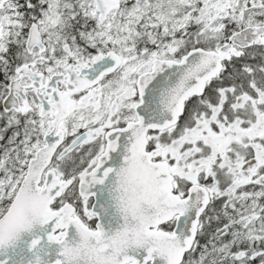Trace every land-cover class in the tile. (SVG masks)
I'll use <instances>...</instances> for the list:
<instances>
[{"label": "snow or ice", "instance_id": "snow-or-ice-1", "mask_svg": "<svg viewBox=\"0 0 264 264\" xmlns=\"http://www.w3.org/2000/svg\"><path fill=\"white\" fill-rule=\"evenodd\" d=\"M0 264H264V0H0Z\"/></svg>", "mask_w": 264, "mask_h": 264}]
</instances>
